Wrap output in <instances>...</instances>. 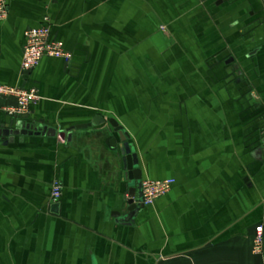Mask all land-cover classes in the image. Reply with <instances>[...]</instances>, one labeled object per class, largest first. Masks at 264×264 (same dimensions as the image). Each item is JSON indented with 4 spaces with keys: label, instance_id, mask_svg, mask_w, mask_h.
<instances>
[{
    "label": "crops",
    "instance_id": "1",
    "mask_svg": "<svg viewBox=\"0 0 264 264\" xmlns=\"http://www.w3.org/2000/svg\"><path fill=\"white\" fill-rule=\"evenodd\" d=\"M7 5L0 85L35 87L19 119L72 138L0 142V264H264V247L252 252L258 226L264 246V0ZM44 22L70 58L45 56L26 77L25 31ZM110 119L141 180H175L128 222Z\"/></svg>",
    "mask_w": 264,
    "mask_h": 264
},
{
    "label": "built area",
    "instance_id": "2",
    "mask_svg": "<svg viewBox=\"0 0 264 264\" xmlns=\"http://www.w3.org/2000/svg\"><path fill=\"white\" fill-rule=\"evenodd\" d=\"M7 0H0V21L4 20L8 13ZM51 57L68 61L70 54L64 49L62 43L50 38V26L44 22L38 27L26 29L24 45L22 50L21 73L29 76L30 72L39 64L43 57ZM35 87L23 85L12 87L0 85V102L11 98L13 104L4 102L0 104V110L12 119L22 118L29 106L39 98ZM175 180L166 178L162 180H141V203L143 206L151 205L157 198L168 193ZM61 197V184L58 179L50 183L49 201L51 204L58 203ZM263 230L261 226L256 227L252 240V252L261 254L263 252Z\"/></svg>",
    "mask_w": 264,
    "mask_h": 264
},
{
    "label": "water",
    "instance_id": "3",
    "mask_svg": "<svg viewBox=\"0 0 264 264\" xmlns=\"http://www.w3.org/2000/svg\"><path fill=\"white\" fill-rule=\"evenodd\" d=\"M100 117L93 119V124L100 122ZM110 126L115 132L119 144L114 137L109 140L112 147H118L119 154L121 156L123 181H125L126 191L123 196V202L126 205V213L119 219L123 222L132 221L137 214L138 210L143 207L141 203V179L142 174L139 168V162L137 155L133 151V146L128 142V135L125 130L113 119L109 121ZM91 125V124H89ZM85 127L84 125L76 126L75 128ZM37 136L46 138H56L62 142L65 139L71 141V130H67L65 133H57L54 128L46 126L36 127L24 123L22 120H11L10 117L5 118L0 122V142L8 144L15 142V140L22 141L27 136ZM118 215V214H117Z\"/></svg>",
    "mask_w": 264,
    "mask_h": 264
}]
</instances>
